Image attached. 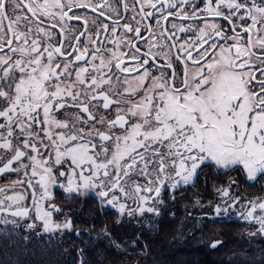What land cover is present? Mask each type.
<instances>
[{
  "label": "snow or ice",
  "instance_id": "1",
  "mask_svg": "<svg viewBox=\"0 0 264 264\" xmlns=\"http://www.w3.org/2000/svg\"><path fill=\"white\" fill-rule=\"evenodd\" d=\"M208 165L264 179V0H0V224L72 232L57 188L159 215Z\"/></svg>",
  "mask_w": 264,
  "mask_h": 264
},
{
  "label": "trees",
  "instance_id": "2",
  "mask_svg": "<svg viewBox=\"0 0 264 264\" xmlns=\"http://www.w3.org/2000/svg\"><path fill=\"white\" fill-rule=\"evenodd\" d=\"M57 199L74 230L34 234L0 226V264H264V243L246 239L243 223L189 219L201 200H215L212 191L167 202L149 226L123 220L89 196Z\"/></svg>",
  "mask_w": 264,
  "mask_h": 264
},
{
  "label": "rangeland",
  "instance_id": "3",
  "mask_svg": "<svg viewBox=\"0 0 264 264\" xmlns=\"http://www.w3.org/2000/svg\"><path fill=\"white\" fill-rule=\"evenodd\" d=\"M8 179H5V177L0 178V187H5L8 184L11 183L12 180L17 179V174L15 175H7ZM183 183H181L180 185L177 186L176 190H172L171 188L167 187L165 188V190L162 192V199H163V203H159L156 204L155 207L157 208V210L159 211V215H156L155 213H145L143 216L141 215H134V216H121L116 209L112 208L111 206H104L105 208H109L114 210L115 212H117V214L119 215V217L123 220L126 221H133L135 223H137L138 225H143V226H149L151 224L156 223L157 219L159 218V216L162 213L163 207L165 206L166 203V199L164 197L165 193H170V194H174L176 191H178V189L180 188V186H182ZM222 189V191H220ZM56 190H62V189H54L53 190V195L55 193ZM227 190L229 192V196L225 197L223 195V192ZM63 191V190H62ZM236 191L240 192V189L238 188V186H218L217 190H216V194H215V200L212 201H204L201 200L202 203H197V208H196V212L193 214H190L189 219L192 220L194 223H198V222H204V221H208V220H224V221H233V222H240L243 223L245 225V238L251 241H256V242H262L264 243V234H261L257 229H258V225L256 224H252V223H248L242 216H241V212L244 211L245 205H247V203L249 201H259L257 199H252V198H248L247 196H244L246 194L244 193H238ZM64 196L67 198H71L73 196L65 193ZM8 195H12L13 192L11 190H9L7 192ZM242 196H239V195ZM91 196V195H89ZM78 198H83L85 196H77ZM239 200V203H237L235 205V208H229L227 213L222 212L219 216H217L214 212V207L219 205L222 208L225 207V201L227 200L229 203H232L234 200ZM53 202L56 204L57 207H59L62 211L60 213H54V218H57V222H61L65 219H71L72 218L70 216L69 213L65 212L64 208L59 204V202L54 201ZM200 202V200H199ZM25 203L31 208V202H30V197L29 200L25 201ZM129 204H131V202H129ZM134 206V205H133ZM33 216H34V212H33ZM8 219H14L12 217H8ZM32 221L30 220H18V224L19 227L24 228L28 231H30L31 233L34 234H46L42 231V227L40 226L39 222L37 223V227L35 229H28L26 227L27 224L31 223ZM0 226H11V227H17L16 225L13 224H0ZM66 232V231H64ZM64 232L60 233H47V234H53V235H62ZM255 232V235H253L252 233Z\"/></svg>",
  "mask_w": 264,
  "mask_h": 264
},
{
  "label": "flooded vegetation",
  "instance_id": "4",
  "mask_svg": "<svg viewBox=\"0 0 264 264\" xmlns=\"http://www.w3.org/2000/svg\"><path fill=\"white\" fill-rule=\"evenodd\" d=\"M197 3H200V0H196ZM10 175H15L16 173H9ZM8 175V174H6ZM4 176H0L2 178ZM210 185V187H208ZM238 186L240 189L236 191L238 193H244L248 198L257 199L259 201H264V179H257L256 181H250L247 179L246 175L243 172H237L235 170H225L216 168L214 166L208 165L203 166V170H198L197 176L193 179V181L189 182L187 185H182L174 194L165 193L164 197L166 199L165 206L167 202L178 201L177 198L179 196H186L189 199L195 193L196 195H200L205 191L214 192V196L216 194V190L218 186ZM201 186H205L201 188ZM213 186V188L211 187ZM205 189V190H204ZM207 189V190H206ZM222 191V189L220 190ZM239 196H242L241 194ZM58 197L66 200L77 199L78 197L67 198L64 196L62 190H56L54 193V201H58ZM86 197V196H85ZM80 198V199H84ZM90 198L92 196H89ZM93 198V197H92ZM164 206V207H165ZM163 207V208H164Z\"/></svg>",
  "mask_w": 264,
  "mask_h": 264
}]
</instances>
